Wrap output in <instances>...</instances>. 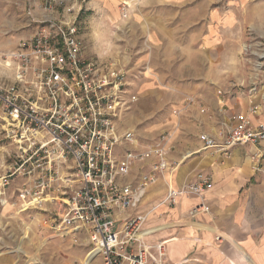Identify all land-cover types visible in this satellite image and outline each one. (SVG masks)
<instances>
[{"label":"crops","instance_id":"crops-1","mask_svg":"<svg viewBox=\"0 0 264 264\" xmlns=\"http://www.w3.org/2000/svg\"><path fill=\"white\" fill-rule=\"evenodd\" d=\"M26 1L31 14L25 13L24 4L17 18L9 8L0 13L5 16L0 49L30 36L37 27L33 19L47 14ZM120 1L86 4H96L103 20L97 42L82 32L83 55L125 65L138 71V85L154 87L157 82L166 94L183 98L166 128L176 129L168 159L181 163L150 185L139 205L123 216L145 213L142 202L150 203L143 232L149 242L165 241L166 264H264V140L235 146L223 155L202 150L198 138L220 137L237 112L253 124L264 122V0H129L130 10H123L126 18L120 16ZM74 5L78 16L81 3ZM62 15V7H57L56 17ZM139 66L146 67L142 75ZM138 170L135 167L125 181H134ZM198 173L210 175V189L202 195H178L175 204L150 211L165 195L168 179L180 189ZM156 184L158 191L149 190ZM201 201L208 211L190 215ZM13 257L0 253V264H11Z\"/></svg>","mask_w":264,"mask_h":264},{"label":"built area","instance_id":"built-area-1","mask_svg":"<svg viewBox=\"0 0 264 264\" xmlns=\"http://www.w3.org/2000/svg\"><path fill=\"white\" fill-rule=\"evenodd\" d=\"M28 1L47 14L33 19L34 32L6 56L15 65V83L20 82L25 93H18L13 83L0 85V102L8 125L14 126L13 142L24 151L19 155L22 165H31L24 172L22 197L29 204L30 199H40L41 204L43 195L61 193V198H51L56 213L49 227L59 235L85 232L90 245L87 264H166L165 241L145 239L149 211L121 213L137 207L149 185L178 168L180 160L168 159L170 135L137 146L134 132L121 123L137 101L128 90L129 68L83 55L74 4ZM57 7H62L63 15L50 16L56 15ZM260 55L264 57V50ZM230 118L232 124L223 126L220 137L200 136L202 150L228 155L235 146L264 140V122L253 124L242 112ZM64 163L67 174L60 171ZM135 167L136 179L125 181ZM166 185L162 200L150 211L175 204L181 194L202 195L212 180L207 173H198L180 189L170 179ZM208 209L201 201L189 214Z\"/></svg>","mask_w":264,"mask_h":264},{"label":"rangeland","instance_id":"rangeland-1","mask_svg":"<svg viewBox=\"0 0 264 264\" xmlns=\"http://www.w3.org/2000/svg\"><path fill=\"white\" fill-rule=\"evenodd\" d=\"M77 2L81 3V10L77 18L81 23V40L83 39V33H90L93 37L92 40L97 42L100 37L98 32L100 31V23L103 20L101 13L96 4H92V7L86 6L89 0H64L63 4L69 5ZM23 4L27 14L26 0H0V13L4 8H9V14L16 13L15 18H17L24 10ZM130 5L129 0H121L120 11L122 10L123 13V10L128 9ZM127 12L129 11L127 10ZM122 13L120 12L121 18H126L127 16L124 17ZM4 19L5 16L0 15V26H2ZM27 38L23 36L20 40ZM17 44L18 42L12 48L0 49V85L13 83L17 86L18 93H25L22 90L21 83H15L13 78L15 65L6 59L7 54L14 50ZM241 54L242 57H245L243 52ZM138 68L141 75L144 68L145 72L147 71L145 66H139ZM190 69L195 71L196 67ZM136 75H139L138 71L130 70L128 90L137 96V101L122 116V126L132 129L137 144L141 148L155 143L167 132H171V137H169L171 141L176 129H166L168 120L172 117L170 114L174 113L172 109L178 108L183 98L175 92L172 96L166 94L165 86L157 82H155L154 87H151L153 83H149L147 87H142L144 85H140V83L138 85V82H136ZM154 89L159 92H155ZM33 101L36 102V98ZM9 122L10 120L7 119L4 107L0 102V253L5 252L13 255L14 260L11 264H82L90 248L85 232L59 235L49 227V221L56 213V201L51 200V198H61V193L43 195L44 200L41 204L37 203L40 199H30L31 204H29L27 199L22 197L21 189L27 182V176L24 175V172L31 168V165L30 163L22 165L19 155L24 151L19 148L20 144L13 142L15 131L13 125H8ZM201 135L198 137L199 140ZM66 165L67 163H64L60 167V171L64 174H67ZM142 170L145 169H140V171ZM159 185L156 184L149 190L152 189V192H156ZM161 200L162 198L159 202ZM148 207H150V203L144 201L140 210L146 213Z\"/></svg>","mask_w":264,"mask_h":264},{"label":"bare ground","instance_id":"bare-ground-1","mask_svg":"<svg viewBox=\"0 0 264 264\" xmlns=\"http://www.w3.org/2000/svg\"><path fill=\"white\" fill-rule=\"evenodd\" d=\"M34 203L36 202V201H33ZM32 202V203H33ZM25 209V208H24ZM23 210V209H22ZM86 256V255H85ZM89 260H90V256H88V257H85L84 259H83V262H82V264H87L88 262H89Z\"/></svg>","mask_w":264,"mask_h":264}]
</instances>
